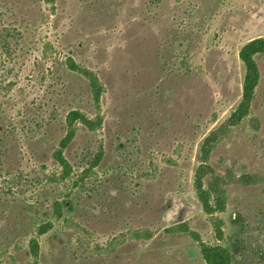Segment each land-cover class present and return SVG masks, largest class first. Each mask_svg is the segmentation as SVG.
<instances>
[{
	"label": "rangeland",
	"instance_id": "1",
	"mask_svg": "<svg viewBox=\"0 0 264 264\" xmlns=\"http://www.w3.org/2000/svg\"><path fill=\"white\" fill-rule=\"evenodd\" d=\"M260 37L264 0H0V264H206L172 231L183 223L232 264H264V54L251 115L209 160L224 240L194 185L204 139L242 99L240 49ZM69 57L104 85L103 124H79L63 179L67 115L97 114ZM47 221L36 263L29 242Z\"/></svg>",
	"mask_w": 264,
	"mask_h": 264
},
{
	"label": "trees",
	"instance_id": "2",
	"mask_svg": "<svg viewBox=\"0 0 264 264\" xmlns=\"http://www.w3.org/2000/svg\"><path fill=\"white\" fill-rule=\"evenodd\" d=\"M52 2L53 0H48ZM264 54V37L256 38L242 46L239 58L245 68L243 80L242 99L238 106L231 112L230 116L204 139L199 153V165L195 172L194 185L199 201L204 212L211 218L215 236L218 241L224 240V221L217 216L226 209V195L222 188V178L212 176L210 184L205 185V179L212 174L209 160L217 144L224 139L230 131L247 119L252 112V105L256 97V91L261 80V72L258 63V56ZM69 69L82 75L89 83L90 92L96 107L95 118H90L79 110L71 111L66 117L67 131L59 143V147L54 151L53 158L62 169V178H68L72 173V165L65 156V151L73 142L77 135L79 124H82L91 131H96L102 127L103 116L101 115V101L104 93V85L99 76L92 70L81 66L73 58L66 60ZM100 157L98 158L99 161ZM246 182L252 181V176L242 178ZM250 180V181H249ZM55 219L63 218V206L60 202L55 203ZM54 228L52 221L42 222L37 226L36 236L29 242V251L36 263L40 256V237L47 234ZM181 231L189 234L198 242L201 255L206 264H232L233 255L229 249L223 245H212L202 241L201 236L191 231L186 223L179 224L172 228V231Z\"/></svg>",
	"mask_w": 264,
	"mask_h": 264
}]
</instances>
